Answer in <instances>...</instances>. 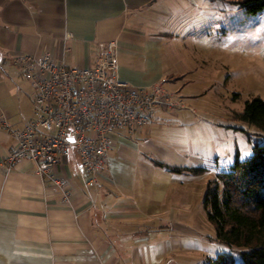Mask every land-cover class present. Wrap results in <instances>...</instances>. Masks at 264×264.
Here are the masks:
<instances>
[{"label":"crops","instance_id":"0c3cea01","mask_svg":"<svg viewBox=\"0 0 264 264\" xmlns=\"http://www.w3.org/2000/svg\"><path fill=\"white\" fill-rule=\"evenodd\" d=\"M170 1L0 0V264H207L219 255L217 236L204 228V189H193L207 173L158 164L205 165L187 152L188 135L178 130L194 120L185 104L160 108L133 136L114 134L97 185L87 183L76 156L65 159L57 169L71 184L67 203L33 162L9 167L5 160L10 130L33 113L35 89L14 62L22 55L50 53L92 66L115 40L122 80L162 83L182 99L189 81L167 47L174 34L156 28L171 18Z\"/></svg>","mask_w":264,"mask_h":264},{"label":"rangeland","instance_id":"374dc122","mask_svg":"<svg viewBox=\"0 0 264 264\" xmlns=\"http://www.w3.org/2000/svg\"><path fill=\"white\" fill-rule=\"evenodd\" d=\"M252 2L172 0L167 5L171 18H160L156 26L174 34L167 47L187 73L181 100L186 105L183 111L194 120L178 130L188 135L187 152L205 159L207 175L193 184L198 193L204 189L202 199L209 181L222 192L221 176L262 159L256 146L264 145L263 133L240 117L248 101L264 100V10L249 12ZM237 159L241 164L236 165ZM260 171L263 174V165ZM203 214L206 234L216 238L207 212ZM229 251L220 242V253ZM231 252L237 264H243L235 249Z\"/></svg>","mask_w":264,"mask_h":264},{"label":"built area","instance_id":"2783aa9c","mask_svg":"<svg viewBox=\"0 0 264 264\" xmlns=\"http://www.w3.org/2000/svg\"><path fill=\"white\" fill-rule=\"evenodd\" d=\"M14 62L30 80L35 98L32 119L10 130L14 142L5 160L9 167L33 162L66 203L71 184L57 169L65 159L76 156L87 183L97 185L114 134L133 136L157 118L160 108L184 105L162 83L138 87L122 80L115 40L102 48L92 66L70 64L50 53L22 55Z\"/></svg>","mask_w":264,"mask_h":264},{"label":"trees","instance_id":"16d2710c","mask_svg":"<svg viewBox=\"0 0 264 264\" xmlns=\"http://www.w3.org/2000/svg\"><path fill=\"white\" fill-rule=\"evenodd\" d=\"M247 8L256 14L264 10V0H252ZM240 117L259 128L264 136V100L254 98L246 103ZM260 159L233 174L222 177L223 190L208 182L204 208L209 221L216 229L219 242L227 245L239 256L243 264H264V145H257ZM174 173L189 172L200 175L205 167H177L158 162ZM241 164L239 159L236 165ZM263 165V174L260 171ZM229 252H221L208 264H237V258Z\"/></svg>","mask_w":264,"mask_h":264}]
</instances>
